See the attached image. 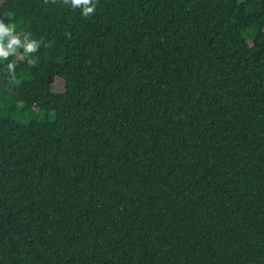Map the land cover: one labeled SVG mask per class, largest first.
Segmentation results:
<instances>
[{"label":"trees","instance_id":"1","mask_svg":"<svg viewBox=\"0 0 264 264\" xmlns=\"http://www.w3.org/2000/svg\"><path fill=\"white\" fill-rule=\"evenodd\" d=\"M0 20L40 42L0 64V264H264V0Z\"/></svg>","mask_w":264,"mask_h":264},{"label":"clouds","instance_id":"2","mask_svg":"<svg viewBox=\"0 0 264 264\" xmlns=\"http://www.w3.org/2000/svg\"><path fill=\"white\" fill-rule=\"evenodd\" d=\"M63 2L73 10L80 9V15L83 17H91L97 11L98 0H63ZM39 47L40 42L31 38L30 33L22 32L18 36L14 23L6 25L3 20H0V64L8 61L9 56L16 55L18 49H23V54L27 55L37 52ZM15 67V63L9 61L6 70L14 74Z\"/></svg>","mask_w":264,"mask_h":264},{"label":"rangeland","instance_id":"3","mask_svg":"<svg viewBox=\"0 0 264 264\" xmlns=\"http://www.w3.org/2000/svg\"><path fill=\"white\" fill-rule=\"evenodd\" d=\"M64 90L63 81L57 80L56 83L53 86V91L55 92H62Z\"/></svg>","mask_w":264,"mask_h":264}]
</instances>
